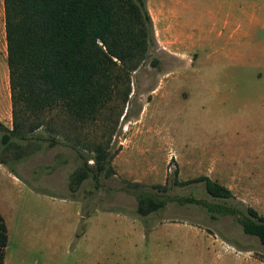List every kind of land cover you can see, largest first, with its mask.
Returning a JSON list of instances; mask_svg holds the SVG:
<instances>
[{"label":"rangeland","instance_id":"374dc122","mask_svg":"<svg viewBox=\"0 0 264 264\" xmlns=\"http://www.w3.org/2000/svg\"><path fill=\"white\" fill-rule=\"evenodd\" d=\"M181 1L176 13L169 11L170 0H161L162 6L155 0L145 1L153 33L145 59L130 75L126 101L114 96L94 122L81 128L63 123L66 136L50 148L41 143L19 160L0 150V157L35 189L27 188L31 193L19 201V210L28 212V220L31 215L38 217L43 226L73 228L70 251L95 209L127 215L144 236L165 222L186 223L264 260V247L241 231L235 216L211 218L201 206L173 201L142 223L134 211L130 183L157 198L191 196L244 214L251 207L264 216V163L254 162L264 160L260 157L264 152V28H249L245 42L236 36L225 39L220 23L209 27L208 16L202 12L208 0ZM178 20L189 22L179 26ZM179 31L182 37L176 36ZM0 121L10 126L2 0ZM96 144L107 152L112 173L107 178L99 174L96 187L94 180L86 178L71 193L67 178L81 162L78 154L92 166ZM198 175L226 186L231 197H210L202 182L173 183ZM163 186L164 190L158 188ZM143 259L147 261L149 255L143 254Z\"/></svg>","mask_w":264,"mask_h":264},{"label":"trees","instance_id":"16d2710c","mask_svg":"<svg viewBox=\"0 0 264 264\" xmlns=\"http://www.w3.org/2000/svg\"><path fill=\"white\" fill-rule=\"evenodd\" d=\"M146 0H2L6 46L10 126L0 121V150L19 160L38 148L59 144L65 137L63 123L71 129L94 122L114 96L130 91V75L145 59L153 29ZM40 131L47 135H42ZM93 165L78 154L80 164L67 178L74 193L86 178L109 177L111 167L104 147L92 149ZM12 174L14 168L0 157ZM52 168V167H51ZM177 171H173L176 176ZM18 177V176H17ZM202 182L212 198H229L226 186L206 175L173 180L186 185ZM135 214L142 221L167 201L194 204L211 218L235 216L241 231L257 238L264 247V216L251 207L245 214L237 208L209 203L191 196L157 198L130 183ZM164 190L163 187H158ZM7 234L0 214V264H3Z\"/></svg>","mask_w":264,"mask_h":264},{"label":"crops","instance_id":"0c3cea01","mask_svg":"<svg viewBox=\"0 0 264 264\" xmlns=\"http://www.w3.org/2000/svg\"><path fill=\"white\" fill-rule=\"evenodd\" d=\"M170 1L173 6L169 11H180L182 1ZM155 3L162 6L161 0ZM202 12L208 16L209 27L215 26L216 21L220 23V35L226 36L225 39L236 36L245 42L249 28H264V0H208ZM188 22L180 20L178 25ZM176 36L182 37V32ZM260 157H264V152ZM262 160L254 162L264 163ZM27 188L33 189L0 164V214L7 234L3 264H130L134 260L142 264L157 261L162 264H264V260L251 257L247 250L186 223L165 222L150 228L144 236L139 224L127 215L95 209L70 251L73 228L43 226L38 217L31 215L28 220V212L19 210V201L30 192ZM143 254L149 255L147 261Z\"/></svg>","mask_w":264,"mask_h":264}]
</instances>
